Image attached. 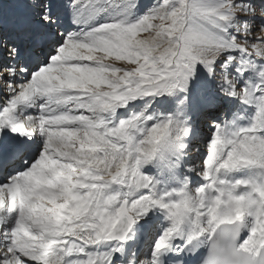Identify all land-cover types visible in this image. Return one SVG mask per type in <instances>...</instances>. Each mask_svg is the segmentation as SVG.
Instances as JSON below:
<instances>
[{
    "label": "snow or ice",
    "instance_id": "obj_1",
    "mask_svg": "<svg viewBox=\"0 0 264 264\" xmlns=\"http://www.w3.org/2000/svg\"><path fill=\"white\" fill-rule=\"evenodd\" d=\"M0 264H264V0H0Z\"/></svg>",
    "mask_w": 264,
    "mask_h": 264
},
{
    "label": "rangeland",
    "instance_id": "obj_2",
    "mask_svg": "<svg viewBox=\"0 0 264 264\" xmlns=\"http://www.w3.org/2000/svg\"><path fill=\"white\" fill-rule=\"evenodd\" d=\"M143 35H146V34H142V36H143ZM98 55H102V54H98ZM110 61L113 62V60H111V59H109V60H107V61H105V62H107V63H111ZM117 63H119V62H117Z\"/></svg>",
    "mask_w": 264,
    "mask_h": 264
},
{
    "label": "bare ground",
    "instance_id": "obj_3",
    "mask_svg": "<svg viewBox=\"0 0 264 264\" xmlns=\"http://www.w3.org/2000/svg\"><path fill=\"white\" fill-rule=\"evenodd\" d=\"M112 63V61H110Z\"/></svg>",
    "mask_w": 264,
    "mask_h": 264
}]
</instances>
